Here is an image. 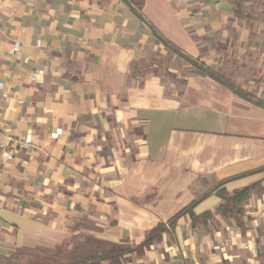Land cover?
Segmentation results:
<instances>
[{"label":"crops","instance_id":"0c3cea01","mask_svg":"<svg viewBox=\"0 0 264 264\" xmlns=\"http://www.w3.org/2000/svg\"><path fill=\"white\" fill-rule=\"evenodd\" d=\"M0 83V131L40 144L0 148L1 263L164 223L123 264H264V0H0Z\"/></svg>","mask_w":264,"mask_h":264},{"label":"trees","instance_id":"16d2710c","mask_svg":"<svg viewBox=\"0 0 264 264\" xmlns=\"http://www.w3.org/2000/svg\"><path fill=\"white\" fill-rule=\"evenodd\" d=\"M163 43H165L167 46H171L168 44L167 41H164L163 38L160 36H157ZM174 47V46H173ZM176 50L181 56H183L185 59L190 61L193 65L198 67L202 73L209 74L216 80L220 81L224 85L229 86L231 89H233L234 92L237 94L242 93L241 90L234 85L233 83L229 82L226 80L224 77L219 75L218 73L214 72L211 70L209 67H207L204 63L198 61V60H193L187 56H184L179 52L177 48H173ZM261 103L264 104V101H260ZM213 190H210L207 192L205 195L195 199L192 201L190 204H188L186 207H184L182 210H180L177 214H175L169 221L168 224L171 226H174L178 219L183 216L185 213H188L192 216L193 209L197 205V203L203 199L205 196L210 194ZM219 194L223 198H225L228 202L230 203H236L240 204L242 203L247 197V189L242 190L241 192H236L233 195H228L224 190L219 191ZM208 215V214H207ZM194 221H197L199 219V216L193 215ZM167 229V225L164 223H160L157 227H155L146 237V239L143 241V243L137 247V248H129V247H124L119 244H110L109 248L103 247V245L96 247V249L93 251V253H87V254H66L64 252H57V253H48L49 255L47 256H41L38 259L37 258H32L30 261L32 264H123L125 261L124 256L127 253H131L134 251L139 252L142 249L149 248L151 243L155 240H159ZM123 260V262H122ZM22 261V259L20 260Z\"/></svg>","mask_w":264,"mask_h":264},{"label":"built area","instance_id":"2783aa9c","mask_svg":"<svg viewBox=\"0 0 264 264\" xmlns=\"http://www.w3.org/2000/svg\"><path fill=\"white\" fill-rule=\"evenodd\" d=\"M20 43L15 44V52L20 50ZM29 73L36 75L37 71L32 67H28L27 69ZM23 77V76H22ZM3 88V85L0 83V89ZM5 124L2 126V130L0 131V148L3 149V155L7 158H13L16 156L19 146L24 148L30 154H36L38 151L39 143L32 139V136L28 134L27 136H23L21 130L19 128H13L11 125V119L8 118L4 120ZM51 139L56 140L62 136V131L60 129L51 132L49 135ZM14 145V146H13ZM9 146H12L8 148Z\"/></svg>","mask_w":264,"mask_h":264},{"label":"rangeland","instance_id":"374dc122","mask_svg":"<svg viewBox=\"0 0 264 264\" xmlns=\"http://www.w3.org/2000/svg\"><path fill=\"white\" fill-rule=\"evenodd\" d=\"M167 47L168 46H166V48ZM171 51H173V50H171ZM174 58L176 59L175 62L178 63L179 65H183V63H186V61L184 59H182V57L177 55V54L175 55ZM47 255H49V254L48 253H30V254H26V255H24L22 253L16 254L14 256V258L10 259V262L5 263V264H32L30 261L32 258L38 259L41 256H47ZM21 259H22V261H20ZM0 264H4V263L0 262Z\"/></svg>","mask_w":264,"mask_h":264}]
</instances>
